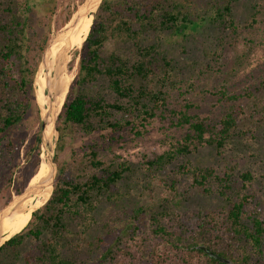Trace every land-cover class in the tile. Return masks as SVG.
I'll return each instance as SVG.
<instances>
[{
  "label": "trees",
  "instance_id": "obj_1",
  "mask_svg": "<svg viewBox=\"0 0 264 264\" xmlns=\"http://www.w3.org/2000/svg\"><path fill=\"white\" fill-rule=\"evenodd\" d=\"M32 1L0 0V165H10L5 175L6 204L12 199L10 187L14 186L19 197L41 161L38 138L30 148L35 158L27 160V177L15 175L24 142L16 129L35 102V73L47 43L44 39L35 48L31 45L26 13L37 3ZM238 1L104 0L78 51V69L58 115V148H63L66 134L75 127L107 142L122 138L119 132L125 129L140 134L150 119L170 112L171 123L182 130L181 138L170 150L148 160L146 170L158 174L203 144L223 153L238 128V116L228 111L212 124L191 114L192 98L201 89L194 81H184L163 41L167 34L187 36L207 25L220 24L237 32L233 5ZM248 25L249 33L264 27V5L256 8ZM149 33L155 42L146 44L144 36ZM108 41L130 43L132 49L127 53L118 47L108 50ZM218 56L217 72L222 68L221 53ZM100 80L107 82L114 101L94 91ZM217 87L218 93H225L224 85ZM117 132V137L110 136ZM98 143L89 144L84 155L91 169L87 175L74 174L72 167L56 158L50 198L32 213L21 231L0 246V264H138L142 258L150 264H254L264 255V203L261 209L249 210L255 199V175L250 171L238 179L232 168L218 173L214 167L195 165L189 159L181 164L176 180L186 176L202 192L216 193L229 202L228 208L197 213L190 227L169 225V218L181 215L167 210L146 219L143 207L133 210L129 221L121 214L98 220L102 200L120 202L124 194L118 184L126 172L133 171L118 156L110 162L101 158ZM175 179L172 196L180 194ZM142 223L148 224L144 234ZM95 229L102 234L93 235Z\"/></svg>",
  "mask_w": 264,
  "mask_h": 264
},
{
  "label": "rangeland",
  "instance_id": "obj_2",
  "mask_svg": "<svg viewBox=\"0 0 264 264\" xmlns=\"http://www.w3.org/2000/svg\"><path fill=\"white\" fill-rule=\"evenodd\" d=\"M84 1L37 0V3H32L33 6L26 13L32 47L35 48L36 45L47 39L46 47L50 39L79 12L77 9ZM259 5H264V0H239L234 3L233 17L239 25L237 32L220 24L207 25L200 27L195 32H188L187 36L167 34L163 41L168 56L174 60L177 71L182 75L184 81H194L201 89L200 94L194 95L192 98L191 114H196L212 124L218 123L228 111H234L238 116V128L227 142L223 153L220 154L214 145L203 144L189 154L187 158L177 157L158 174L146 170L148 160L156 159L162 153L170 150L181 138L182 130L173 126L171 123L173 115L170 112L150 119L148 124L140 128V134L125 129L119 132L122 134V138L104 142L96 134L90 135L83 128L75 127L74 130L72 129V133L70 131L66 134L63 148H58L57 143L55 162L57 158L58 162L65 167H72L74 174L87 175L91 172L84 155L88 151L89 144L96 141L99 142L101 158L110 162L113 156H118L121 160L128 161L133 167V171L126 172L123 180L118 184V189L124 194V198L117 204H111L105 199L102 200L96 212L98 220L102 222L114 214H121L125 221H129L132 211L138 207H143L144 218L146 219L167 210L181 215L180 218H169L170 221L167 222L169 225L181 226L185 224L190 227L195 221L197 213L228 208L229 202L223 197L216 193L206 194L202 192L192 184L188 177L175 179L179 166L185 163L187 159L195 165L214 167L218 173H224L225 170L232 168L238 179H240L239 176L242 172L250 171L255 175L253 183L255 199L249 206V210L261 209L264 203V27H258L254 33H249L250 26L248 25ZM67 35H69V31ZM249 39H252V42H249ZM144 42L146 44L155 42L153 34H146ZM115 47L122 48V51L126 53L132 49L130 43L122 45L120 41L107 42L108 50ZM35 52L36 50L31 52V60L35 59ZM73 52L72 60L68 66L69 74L73 73L72 81L80 60L78 51ZM220 53L222 68L217 72L215 67L218 65L217 61H220L218 56ZM49 55L48 53L45 60L49 58ZM41 58L42 55L39 63ZM74 67H76L75 70ZM206 70L208 74L204 75ZM35 83V102L16 129V132L24 138L18 159L19 166L14 169L16 176L27 177V160L29 157L32 160L35 158L34 151L30 148L38 141V138L41 142L43 131L41 117L46 110L45 106L49 96H47V90L44 93H39L37 78ZM220 85L225 86L224 94L217 92V86ZM106 86L107 82L100 80L94 91H102L110 101H114L115 96L107 91ZM205 89L210 90V92H204ZM53 98L52 96L51 99ZM119 133H110V136L115 138ZM76 157L81 159L73 161V158ZM40 163L42 164L41 161ZM39 167L35 174L28 179V184L22 192L27 190L32 183L38 182ZM8 169H10V165H0V213L6 209L8 203L12 207L9 211L2 213L0 227L4 225L5 219L12 214L19 198L12 185L10 187L12 199L7 204L5 203L7 197L5 175L9 171ZM174 179L176 189L180 194L172 196L170 190H172V180ZM42 191L43 187L35 193L32 201L23 207L24 214L31 210L28 207ZM51 191L52 187L49 185L46 200ZM30 219L29 217L18 232L28 224ZM177 219H181L182 222ZM141 226V233L144 234L148 230V224L142 223ZM92 234L99 235L102 234V231L95 229ZM10 235L6 233L2 239L4 240ZM138 260H140L138 264H150L149 259ZM254 264H264V255Z\"/></svg>",
  "mask_w": 264,
  "mask_h": 264
},
{
  "label": "bare ground",
  "instance_id": "obj_3",
  "mask_svg": "<svg viewBox=\"0 0 264 264\" xmlns=\"http://www.w3.org/2000/svg\"><path fill=\"white\" fill-rule=\"evenodd\" d=\"M98 0H91L86 5L88 6L85 14L80 16L76 21H74L75 16H73L64 26L69 27L73 25L68 31L57 35L52 42L49 49L46 50V56L49 53V58L46 60L45 64L41 68V72L38 76L36 75L38 85H39V93L46 91L48 89V78L53 90V99H48L46 102V110L44 112L43 117L48 114L47 123L44 127V138L47 140H52L54 133H55V122L57 119L58 114L60 113L63 105V100L66 91L68 90L71 81L72 75H70L68 71L69 63L72 60V53L73 51H79L91 29L93 24V15L90 11H93L97 6ZM84 10V9H83ZM81 11V10H80ZM79 11V12H80ZM78 12V13H79ZM77 15V14H76ZM81 20V22H80ZM80 22L79 25H77ZM77 25V26H76ZM53 47V48H52ZM52 49V50H51ZM41 63V62H40ZM48 68V74L45 72V69ZM76 67H74V70ZM38 72V73H39ZM53 73V76L51 74ZM43 147V146H42ZM51 154V153H50ZM46 153L45 150L42 148L41 152V162L39 171H38V182L32 183L30 187L27 188L26 192L30 191L34 187H36L39 183L43 182L46 179L50 172L51 168L45 161ZM49 185L43 188L41 194L37 195L34 199V202L28 207L29 210L27 213L24 214L23 207L30 203L33 199L37 190H35L29 197L25 198L24 200H18L15 204L13 212L10 216L5 219L4 225L0 227V244L4 243L7 239L11 238L18 230L25 225L29 217L31 218L32 212L44 204L46 200V196L48 193ZM11 213V212H10ZM16 218V219H14ZM10 235L9 237L5 238L4 240L2 237L4 234Z\"/></svg>",
  "mask_w": 264,
  "mask_h": 264
},
{
  "label": "water",
  "instance_id": "obj_4",
  "mask_svg": "<svg viewBox=\"0 0 264 264\" xmlns=\"http://www.w3.org/2000/svg\"><path fill=\"white\" fill-rule=\"evenodd\" d=\"M91 0H85L82 5L77 9L78 11H80L79 13H77V15H74L75 18H74V21H76L80 16H82L83 14H85V11L87 10L88 6L86 5L88 2H90ZM103 0H98V3H97V6L96 8L93 10V11H90V13H92L93 15V21L95 19V16L97 14V10L99 9L100 5L102 4ZM84 9V10H83ZM73 25L69 26V27H65L63 26L58 32L57 34L52 37L49 41V43L47 44V46L45 47L44 51H43V54H42V58H41V63H39V66L37 68V71L35 73V77L36 75L38 74L39 70H40V67L41 65L45 62H46V50L49 49V47L51 46L52 42L54 41L55 37L61 33H64L66 31H68ZM45 72L48 74V68L45 69ZM34 81H35V78H34ZM48 89H47V96H49V98L51 99L52 98V95H53V90H52V86L50 84V81H49V78H48ZM36 90V83L34 82V91ZM69 91V90H68ZM66 99V98H65ZM65 102V101H64ZM64 104V103H63ZM63 107V106H62ZM62 110V109H61ZM61 112V111H60ZM59 115V114H58ZM48 117V114L45 115V117H41V125H42V133H41V147L43 148V150H45V153H46V157H45V161L46 163L50 166V174L49 176L44 179L43 182L39 183L36 187H34L33 189H31L30 191L26 192V190L22 193L19 194V198L17 199L19 203L20 201L24 200L25 198L29 197L30 195L32 196L33 192L37 189H40V188H44L45 186H48L50 185L52 187V191H51V194L53 192V189H54V184H55V178H56V173H57V164L55 162V148L57 146V143H58V133H57V119H58V116H57V119H56V122H55V133H54V136L52 138V140H47L43 137V133H44V128L46 123H47V118ZM41 152H42V149H41ZM51 153V154H50ZM41 154V153H40ZM50 194V196H51ZM49 196V198H50ZM48 198V199H49ZM47 199V200H48ZM47 200L44 202V204L47 202ZM42 204V205H44ZM41 205V206H42ZM41 206H39L38 208H36L35 210L39 209ZM11 204H7V207L5 210H3L1 213H0V219H1V216H2V213L6 212V211H9L11 209ZM34 210V211H35ZM33 211V212H34ZM32 212V213H33ZM32 217V216H31ZM3 244V243H2ZM0 244V246L2 245ZM211 256H214L216 258H218V256L216 254H213L211 253L210 254Z\"/></svg>",
  "mask_w": 264,
  "mask_h": 264
}]
</instances>
